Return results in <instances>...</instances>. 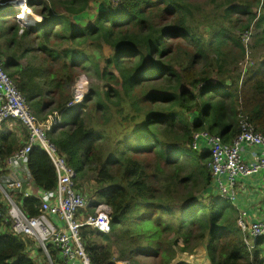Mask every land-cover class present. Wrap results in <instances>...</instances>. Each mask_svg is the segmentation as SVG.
Listing matches in <instances>:
<instances>
[{
  "label": "trees",
  "instance_id": "obj_1",
  "mask_svg": "<svg viewBox=\"0 0 264 264\" xmlns=\"http://www.w3.org/2000/svg\"><path fill=\"white\" fill-rule=\"evenodd\" d=\"M8 1L0 0L2 68L42 121L61 114L48 137L90 200L80 220L101 204L112 210L110 235L82 229L93 262L190 264L182 257L194 255L191 264H264V238L248 249L237 208L213 192L211 153L192 146L202 132L231 144L240 108L264 134V0H26L43 21L23 36ZM87 14L93 22L76 21ZM80 82L88 94L71 106ZM28 140L20 120L0 128L3 187L6 162ZM27 170L43 196L56 190L42 147ZM12 198L28 217L43 213V198ZM10 208L0 187V264H43L36 242L13 232Z\"/></svg>",
  "mask_w": 264,
  "mask_h": 264
},
{
  "label": "built area",
  "instance_id": "obj_2",
  "mask_svg": "<svg viewBox=\"0 0 264 264\" xmlns=\"http://www.w3.org/2000/svg\"><path fill=\"white\" fill-rule=\"evenodd\" d=\"M249 41L250 35L245 34V44ZM75 91V100L81 103L88 93L87 88L83 89L78 83ZM9 119L22 121L29 131L27 144L8 159L9 169H27L29 155L38 145L50 156L58 177L54 192L37 197L43 198V213L36 217H28L12 198L14 194L29 195L25 180L21 176L8 178L4 189H1L11 206L9 214L13 232L23 239L35 241L43 251L47 264H95L85 247L82 229L90 227L110 233L112 211L102 204L93 215L80 220V214L88 208L89 203L76 188V172L68 167L48 137V132L61 124L62 116L59 112H53L43 121L38 119L16 84L3 70L0 60V128ZM238 121L240 133L231 144L223 142L219 136L202 132L194 136L192 145L195 151H199L205 144L211 153L209 167L213 177V192L234 207H237L238 180L264 174V134L257 132L243 108L239 109ZM237 210L238 227L251 251L255 248V241L264 238V219L250 221L246 211Z\"/></svg>",
  "mask_w": 264,
  "mask_h": 264
},
{
  "label": "crops",
  "instance_id": "obj_3",
  "mask_svg": "<svg viewBox=\"0 0 264 264\" xmlns=\"http://www.w3.org/2000/svg\"><path fill=\"white\" fill-rule=\"evenodd\" d=\"M205 148V144L203 146ZM248 149V147H247ZM8 172L17 178L19 176L25 180L28 185V192L33 196L41 197L42 191L33 184L28 176V170L25 168L9 169ZM236 205L239 210L246 211L250 221L264 219V174H258L248 179H239L237 187ZM120 264V263H119ZM121 264H127L122 263Z\"/></svg>",
  "mask_w": 264,
  "mask_h": 264
},
{
  "label": "rangeland",
  "instance_id": "obj_4",
  "mask_svg": "<svg viewBox=\"0 0 264 264\" xmlns=\"http://www.w3.org/2000/svg\"><path fill=\"white\" fill-rule=\"evenodd\" d=\"M108 2H112V3H114L115 1H113V0H107ZM7 3V2H6ZM8 3L10 4L11 3V5L13 6V10L15 11V16H16V19L20 22V24L18 25L19 26V36H23V34L25 33V31L27 30V29H29V28H31V27H33V26H35V25H38V24H40V23H42V21H43V19L41 20V18L35 13V12H33V10H31L30 9V11H31V13H32V16H34V17H36L38 20H39V22L37 23V24H35V25H30L29 27H27V26H25L24 24H26V25H29V24H27L26 23V21L25 20H22L21 18H20V15H22L24 12H22L23 10H24V6H26L25 5V3H26V0H11V1H8ZM28 7V6H27ZM5 14V13H4ZM4 14H2V16H0V19L2 18V17H4ZM1 15V14H0ZM22 20V21H20V20ZM94 19H95V15H92V14H87V15H85V16H82V18L80 19V18H76V21L78 22V21H81L82 20V22L85 20L86 21V24H89V23H91V22H93L94 21ZM41 20V21H40ZM80 23V22H79ZM245 34H248V35H250V41H249V43L246 45L245 44V42H244V36H245ZM243 36H242V42H243V44H244V46H245V48L247 49L246 50V61H245V64H244V66L242 67V69H243V74H244V77H245V73L247 72V70L250 68V69H252V67H253V64H252V56H251V53H252V49H254V47H256V45H255V36H256V32L254 31V30H250V31H248V32H246ZM25 47H23V48H21L19 51L20 52H24L23 51V49H24ZM26 51V50H25ZM257 55H260L259 53H257ZM30 56H28V58H29ZM0 60L2 61L3 59H1V57H0ZM26 62H27V60L26 59H24V61H21L20 63H21V65H25L26 64ZM2 63H3V61H2ZM83 85V86H82ZM80 86L84 89H86L87 88V85L85 84V83H81L80 82ZM87 92H88V88H87ZM88 94V93H87ZM76 100L74 99V105H77V104H79L80 102L79 101H76ZM37 117V116H36ZM38 119H40L39 117H37ZM16 154V153H15ZM14 154V155H15ZM13 155V156H14ZM49 156V155H48ZM50 157V156H49ZM51 159V158H50ZM6 168H11L10 167V165H9V163H7L6 162ZM7 173H9L8 174V177L9 178H11V179H15V177L11 174V172H7ZM7 177V178H8ZM58 178V177H57ZM0 187L2 188V189H4V187L0 184ZM87 188L89 189V190H92V187L91 186H87ZM22 196H25L26 198H30V197H33V195L31 194V193H29V195L27 196L26 194H21ZM85 197V196H84ZM86 198V197H85ZM86 200H87V198H86ZM87 201H90V200H87ZM34 249L36 250V251H39V249H38V247L36 246V245H34ZM36 251H34L33 252V255H34V258L35 259H37V260H39L40 262L42 261V263L43 264H47V262L45 261V256L44 255H38V253L36 252ZM204 256V254H201L200 255V257L201 256ZM197 257V256H196ZM194 259V255H189V256H185V258H184V256L182 257V261H187L188 263H192V260ZM200 261H202V263L204 262V260H200ZM121 264V263H120Z\"/></svg>",
  "mask_w": 264,
  "mask_h": 264
},
{
  "label": "bare ground",
  "instance_id": "obj_5",
  "mask_svg": "<svg viewBox=\"0 0 264 264\" xmlns=\"http://www.w3.org/2000/svg\"><path fill=\"white\" fill-rule=\"evenodd\" d=\"M22 12L24 13L20 15V18L22 20H25L27 24L35 25L39 22V20L36 17L32 16V13L27 6H24V10Z\"/></svg>",
  "mask_w": 264,
  "mask_h": 264
},
{
  "label": "clouds",
  "instance_id": "obj_6",
  "mask_svg": "<svg viewBox=\"0 0 264 264\" xmlns=\"http://www.w3.org/2000/svg\"><path fill=\"white\" fill-rule=\"evenodd\" d=\"M25 5H26V3H25ZM27 6V5H26ZM253 30V29H252ZM55 167V166H54ZM57 173V172H56ZM58 179V178H57ZM58 181V180H57ZM43 196V195H42ZM88 202V201H87ZM89 203V202H88ZM90 204V203H89ZM102 205V204H101ZM104 205H106V204H104ZM90 206V205H89ZM88 206V207H89ZM237 208V207H236ZM111 209V208H110ZM112 211V210H111ZM91 215H93V214H91ZM90 228V227H89ZM98 234H100V235H110L111 234V232H112V215H111V232L110 233H108V234H106V233H102V232H99V231H97V230H95ZM121 263V262H120ZM119 264V263H118Z\"/></svg>",
  "mask_w": 264,
  "mask_h": 264
}]
</instances>
